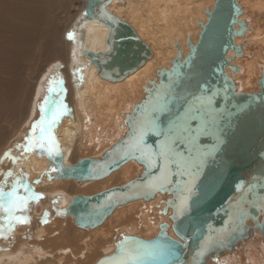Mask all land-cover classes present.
<instances>
[{
	"label": "water",
	"instance_id": "obj_1",
	"mask_svg": "<svg viewBox=\"0 0 264 264\" xmlns=\"http://www.w3.org/2000/svg\"><path fill=\"white\" fill-rule=\"evenodd\" d=\"M111 1L86 0L82 16L109 27V49L83 54L97 64L102 77L115 81L144 64L151 53L129 23L107 10ZM205 11L208 17L205 22H198L201 29L197 41L192 43L188 37V52L182 56L178 51L170 66L158 69L156 77L143 86V98L124 118L128 127L125 134L100 157H84L73 165H65V152L54 130L59 156L53 160L38 149L32 150L49 160L57 177L81 183L103 179L128 160L140 166L138 174L122 184L72 196L58 213L72 216L78 227L91 229L102 224L117 207L136 200L150 201L158 194L161 198L157 206L164 203L160 212L170 210L171 224L159 223L155 237L146 240L123 234L113 241L112 251L93 264L111 257L117 252V244L126 238L154 245L172 242L175 246L159 264H216L253 237L264 240V68L260 69L258 90L239 91L226 68L238 70V66L231 65L232 56L228 53H242L241 46L235 44V38L248 28L246 21L239 19L242 7L237 0H215L212 10ZM199 96H210L211 105L200 107L195 99ZM161 103L166 105L165 109L154 111ZM181 116L186 117L183 126L192 129L193 135L197 129L201 132L191 146L182 143L183 137L177 139V149L187 157L191 147L192 157L199 154L203 158L182 213L177 209L181 196L187 195L182 188L190 176L179 174L176 165H171L170 183L160 188L156 179L159 167L148 168L139 153L133 154L127 147L133 122L153 118L166 129L170 121ZM145 139L155 147L163 137L149 134ZM46 179L50 180L48 173ZM170 228L178 239L170 236ZM206 239L204 253L198 255Z\"/></svg>",
	"mask_w": 264,
	"mask_h": 264
},
{
	"label": "bare ground",
	"instance_id": "obj_2",
	"mask_svg": "<svg viewBox=\"0 0 264 264\" xmlns=\"http://www.w3.org/2000/svg\"><path fill=\"white\" fill-rule=\"evenodd\" d=\"M214 1L215 0H112L107 5V10L117 15L121 20L129 23L136 31L138 37L146 43L151 53V56L144 64L127 74L123 79L115 81L107 80L102 77L98 72L97 64L91 60L89 56L83 54L84 51L104 52L109 49V44L106 42L109 27L94 18L84 19L82 16L83 11L74 18L70 24H65L67 25L66 28L71 31L70 41L65 43V47L63 46V49L67 48V59L63 62V59L61 61L60 59L54 58L55 60L53 59L52 61L53 64H50L51 61L50 63L48 62L46 68L41 72L43 73V79L47 74L51 73L54 80L58 79L62 81V84L59 86L55 84L52 85V87L56 88V92L52 93L54 94L52 99L62 98L67 111L60 117L53 130L65 152L63 157V163L65 165H73L84 157H97V155H92L76 158L80 149H83L84 152L90 151L92 154H96L97 150L95 151V149L98 148L100 152L101 149L103 150V154L107 148L125 134L128 127L124 118L126 114L132 111L134 104L143 98L145 94L143 86L147 85L151 79L156 77V71L158 69L170 66L171 60L177 55L178 51L181 52L182 56L188 52V37H190L192 43L197 41L201 29L198 22H205L208 17L205 10H212ZM237 2L242 7V13L239 19H244L248 28L242 36H237L235 38V44L241 46L242 53L238 55H234L233 51L228 53V55L232 56L231 65L238 66V70L232 72L231 69L227 67L226 71L236 82L239 91L252 92L258 90L260 69L256 67V61L248 54L249 48L251 47L254 48V53H257L258 49H262V54L260 56L264 60V22L260 23L261 21L258 22L256 17H254V15H262V13H264V0H237ZM85 3L86 0H84V8ZM24 4L23 6H25ZM13 5H15V3H12V6ZM37 5L33 4L32 7H27L26 10H24L26 7L22 9L27 15L23 13L25 21L22 25L13 24L9 22L10 19L9 21H2L0 15V35L3 30L6 31V26L4 25H10L9 30L11 36H9V34L8 36L11 39V44H19L22 41L25 43H34L37 36L40 35L39 29L42 31L41 26H39L42 19L40 15V13H42V8ZM18 6L20 5L18 4ZM18 6L17 8H19ZM21 7L22 6H20V8ZM18 11L16 12L18 13ZM8 14H5V16ZM17 16L23 15L17 14ZM7 17H4V20ZM79 18H81L80 23H78ZM10 39H7L8 42ZM2 44L3 43H1V45ZM8 44L10 45V43ZM39 44L40 49L37 56L39 55L38 57L40 58V56H43L46 50L51 47H47L48 45L44 47L41 43ZM0 50L1 53H4V56L11 57L13 60L19 59L17 57L20 55L24 56L22 49L14 44L7 47H3L2 45ZM26 50L25 53L27 55ZM125 50H119V53L123 54ZM48 64L50 65L48 66ZM2 66V69H5L4 64ZM8 67L11 68V66ZM263 68L264 64L261 69ZM253 80H255L257 88L253 86ZM41 86H43L42 82H40L37 91L34 89L35 96H33V99L39 95ZM61 88L63 91H60ZM0 104H2V102H0ZM4 106L5 105H3V107ZM31 107L29 106L31 109L30 116L33 112V108ZM29 108H27V111ZM28 117L25 119L26 121L23 119L25 123ZM105 140L107 143H105ZM2 149L1 146L0 152ZM13 154H16V152ZM19 159L20 163L14 170L15 174L12 173V176L7 178V183L4 185L5 190H8L16 176L19 177L21 174H26L27 182L30 186H32V181L35 179V181L38 182V184H35L36 187L41 186L43 190L40 191L48 193L51 196H59L58 201L60 202L58 203L62 206L61 208L66 206L67 202L74 194H93L113 186H106L104 180L110 178L114 173H124L123 182L117 183L122 184L137 175L135 174L130 177L132 175L130 171L132 167L136 166L138 170H140V166L134 160H128L103 179L82 182L86 183L87 187L90 183L98 184L100 182H105L102 188L94 192L90 191L91 193H72L74 190L77 191L78 186L76 182L78 181L75 179L57 177L50 169L49 160L45 156L37 155L35 151H24ZM47 173L50 179L48 181L46 179ZM68 192H71V194L68 195ZM160 198L161 196L158 194L150 201L136 200L129 204L119 206L102 224L88 230L78 227L74 223L72 216L61 215L67 218L61 221L54 219L51 222L40 225L33 236L31 238L29 237L30 239L24 242L18 249H14L15 251H10L11 249H6L11 242V238L9 239L8 237L19 232L21 229V223L17 222L14 224L15 227H13L15 229L12 228L10 232H6L5 235H2L3 238H1L2 241H0V249L1 246H5V249L3 248L0 250V264H82L86 258L88 259L95 248L99 251L106 248V252H103L109 254L113 249V241H116V239L123 234H133L146 240L151 239L156 236L159 223L166 222L171 224L168 218L170 210L165 214L160 212V210L164 208V203L155 207ZM61 208H58V210ZM131 209L137 210V212L140 211L142 217L135 221H133L134 219L127 221L125 218L123 219V221L125 220L124 222L118 221L115 222L116 224L114 226H107L108 229L105 231V223L107 221L110 222L111 218H117L118 213L123 214L125 210L128 211ZM58 210L56 208L55 213L60 215ZM156 214L160 215L156 216ZM18 215L20 214L18 213ZM58 221L60 225L58 228H55L54 224ZM18 224L20 225L17 227ZM111 231H115L117 234L113 235L111 238L112 240L109 237V239L105 241L106 236H108ZM78 232H81L82 236L85 235V237L79 241L77 240L80 234H78ZM169 234L174 239H178L171 228L169 229ZM52 243L55 244L54 247H52ZM252 244L251 240L246 243V245L249 246H252ZM251 249L250 253L246 254L243 258H241L239 251H237L233 254H238L240 257H235L232 254L226 256L225 259L232 258L231 264H264V254H259L258 250L254 247ZM93 254H95V251ZM99 258L100 257H97L91 264L95 263Z\"/></svg>",
	"mask_w": 264,
	"mask_h": 264
},
{
	"label": "rangeland",
	"instance_id": "obj_3",
	"mask_svg": "<svg viewBox=\"0 0 264 264\" xmlns=\"http://www.w3.org/2000/svg\"><path fill=\"white\" fill-rule=\"evenodd\" d=\"M16 2L22 7L20 8V6H18V4ZM0 3H1L0 4L1 20L2 21H9V19H10L9 22L16 24V25H18V24L22 25L23 22L25 21V16L23 13H25L24 10H26L27 7H32L33 4H35V5L38 4L37 6L42 8L41 9L42 13H40V15L42 16V19L39 23V26H41L42 31H41V29H39L40 35L37 36L36 41H35L37 43H35V42L34 43L33 42L25 43L22 41L19 44H16V43L12 42L17 47H20V49H22V51L24 52V56L20 55L19 57H17L19 59H16V60H13L11 57H6V56H4L3 52H2L3 54L0 52L1 55L3 56L2 57L0 55L1 56L0 57V66H1L0 67V102H2V104H0V109L3 107V105H5L0 110V131L1 132L5 131L4 133L8 135L7 136L4 133L0 132L1 133L0 145L2 144L1 146L3 148L0 152V181H2V179L3 180L5 179L3 174L8 172L9 170L13 174H15L14 170L20 163L19 158L24 153V148L18 147V145H25L27 143L25 138L28 137L29 134L32 132V126H33L34 122L40 120V118H41L40 105L42 103H44L45 97H49L50 99H52L54 97V94L51 93L52 94L51 95L49 93V87H50L49 82L51 80H54V78L51 76V73H50V74H47L46 77L43 79V73H41V72L46 68V65L48 62L50 63V61H51L50 64H53L52 61L54 58L60 59L61 61L63 59V62L67 59V48L63 49V46L65 47V43L70 41L71 31H69V29L66 28V26L68 24H70L74 18H76L79 14L82 13L83 8H84V0H33V2H32V0H0ZM12 3L13 4L15 3V5L12 6ZM23 4L25 6H23ZM17 6L19 8H17ZM23 8H25V9L22 10ZM18 10H20V11H18ZM16 11H18V13ZM7 12L10 14H8ZM5 14H8L7 16H10V15L11 16L7 17V16H5ZM17 14L23 15V16H17ZM263 14L264 13H262V15L257 14L256 16L254 15V17H256V20L258 22L261 21L260 23H262V22H264L263 21L264 20ZM25 15H26V13H25ZM4 17H7V18H5V20H4ZM259 18H260V20H259ZM65 24H67V25H65ZM4 26H6L7 28L5 27L6 31H4L1 27L3 32L0 35V40H1V43H3L2 44L3 47H7V46H11L13 44H11V39L9 37V36H11V32L9 30L10 25H4ZM47 31H48V35H47ZM43 32H45V33H43ZM8 34H9V36H8ZM43 36H46V37H43ZM47 38H48V40H47ZM7 39H10L9 42ZM37 39H39L40 41ZM38 42L41 43V45H43L44 47H46L47 45H48L47 47H51L50 49H47L46 52L44 53V55L40 56V58L38 57L39 55L37 56V53L40 49L39 48L40 44ZM1 43H0V47L2 46ZM8 43H10V45ZM24 46H26V47H24ZM25 50L27 52V55L25 53ZM254 52H255L254 48L251 47V48H249V54L248 55L252 56V58L256 61V67L258 69H261L263 67V64H264V60L260 56L262 54V49H258L257 53H254ZM3 64H4L5 69H2ZM50 64H48V66ZM8 66H11V68ZM36 81H37V83H36ZM40 82L43 83V86H41V90L39 92V95H37V97H35L33 99V96H35L34 95L35 94L34 89H35V91H37ZM35 84H36V87H35ZM253 84H254L253 85L254 88H257V85H255V80H253ZM51 87H52V85H51ZM4 101H6L7 103ZM25 102H26V104H25ZM29 103H31V104H29ZM23 106H25V107H23ZM29 106L30 107L32 106L31 108H33V110H32L33 112H32L31 116H30V110L31 109L29 108ZM27 108H29L28 111H27ZM25 110H26V112H25ZM27 112H28L29 117L27 115ZM27 117H28V119H27V122L25 123L24 120ZM16 124H17V127H16ZM18 124H20V125H18ZM1 128H2V130H1ZM9 136H11V137H9ZM105 143H107L106 140H105ZM95 151H96V154H92L90 151L84 152L83 149H80L78 154L76 155V158L84 157V156H92V155L93 156L97 155V157H99V156H101L103 150L101 149V152H100L97 148V149H95ZM15 152H16V154H13ZM5 153H9L10 155L6 156ZM11 157H15V158L17 157V159H15V162L13 161V159H11ZM17 161H18V163H17ZM130 171L132 173V175L130 177H132L135 174H138L139 170L135 166V167H132V169H130ZM123 176H124V173H122V172L112 174L110 176V178H108L107 180H104L106 182V186L114 185V184L123 182V180H124ZM7 178H9V177H7ZM105 182H100L98 184L97 183L96 184L90 183V184H88L89 185L88 187H87L86 183L76 182L77 186H78V187L76 186L77 191L74 190V191H72V193H74V192L75 193H79V192L80 193H91L97 189L102 188V185L103 184L105 185ZM35 184H38V182L35 181V179H34L32 181L31 188H32L33 192L35 194H37V198L29 201L26 211L19 212L20 216L27 217V221L21 223V225L18 224L17 227L19 225L21 226L20 227L21 229L19 230V232L8 237L9 239L11 238L10 239L11 242H10L9 247L6 248L7 250L11 249L10 251H15L16 249H18V247H20L24 242H26L28 239H30L33 236V234L36 232L38 227H40V225H43L44 223L51 222L54 219L61 221V220L67 218L66 216H61V215H58L55 213L56 208L58 210V208L62 207V206H60V203H58V202H60V201H58L59 196H57V195L51 196L48 193L42 192L43 190L41 189V186L36 187ZM91 186H93V187H91ZM96 186H98L99 188ZM40 190H42V191H40ZM67 194L70 195L71 192H68ZM74 195H77V194H74ZM143 205H144V203H143ZM156 206L157 205H155V207ZM157 215H160V214H156V216ZM118 217H119V219H118ZM141 217H142V214L140 213V211L137 212V210H134V209H131L128 211L125 210L123 214L118 213L117 218H114V219L111 218L110 222L107 221L105 223L106 224V226H105L106 230L105 231H107V229H108L107 226H114L116 224L115 222L123 221V219H125V218L127 221H129L130 219H132V220L134 219L133 221H135L136 219L138 220ZM63 222H61V223H63ZM59 225H60L59 221L54 224L55 228H58ZM13 227H15V225ZM13 229H15V228H13ZM78 234H79L77 237L78 241L85 237V235L84 236L81 235L82 234L81 232H78ZM114 234H117V233L115 231H111L110 234L108 236H106L105 241H107L109 239V237L111 239ZM110 235H112V236H110ZM1 238H3L2 235H0V241H2ZM78 238H80V239H78ZM77 240H76V242H77ZM99 240H101V239H99ZM250 240L253 243L252 246L246 245V243H245L243 246H241L238 249L241 258H243L246 254L250 253V251L252 250L251 249L252 247L256 248L258 250L259 254H264V240L259 238V237H253ZM54 246H55V244L52 243V247H54ZM4 247L5 246H3V247L1 246L0 250H2ZM104 249L103 250L101 249V251H99V250H96V248H95V250H94L95 254H93L94 253V251H93L92 254L89 255V257H88L89 260L86 258L82 264H91L97 257H101L103 254H105L106 248H104ZM242 249H244V250H242ZM103 251H105V252H103ZM233 255L235 257L239 256L238 254H233ZM231 259L226 258L225 259L226 261H220L216 264H228V263L231 264L230 263L232 261Z\"/></svg>",
	"mask_w": 264,
	"mask_h": 264
},
{
	"label": "snow or ice",
	"instance_id": "obj_4",
	"mask_svg": "<svg viewBox=\"0 0 264 264\" xmlns=\"http://www.w3.org/2000/svg\"><path fill=\"white\" fill-rule=\"evenodd\" d=\"M49 93H55L56 88L51 87L62 84V81L55 79L51 80ZM60 91H63L61 88ZM200 107L211 105L212 98L210 96H199L195 98ZM166 105L158 104L154 111H163ZM67 111L61 99H50L45 97L44 103L40 105L41 118L34 122L32 132L26 137L24 151L30 152L33 149H38L41 154H46L49 158L55 159L60 155L58 141L56 140L53 129L60 117ZM186 117H178L174 121H170L166 129H162L157 121L153 118H146L132 124L131 138L128 142V150L135 154L139 153V158L145 163L148 168L159 167L160 174L156 179L159 182V187L163 188L165 184L170 183L169 177L172 174L171 165H176L179 174L190 176V180L182 188V192L187 195H182L178 212H183L186 209L188 196L191 194L192 185L199 174L202 167L203 158L198 154L197 157H192L191 147H189V155L185 157L182 151L176 147L177 139H182V143H187L189 146L195 142L196 136L201 132L200 129L193 130L184 127ZM149 134H155L157 137H163L158 140L155 147L146 142V137ZM9 156V153H5ZM15 162V157H11ZM59 171V169H53ZM5 179L0 181V235H5L10 232L15 223H23L27 221V217L18 215L19 212L27 210L29 201L36 199L35 194L27 182L26 174L16 177L8 190H5L4 185L7 183V177L12 176V172L3 174ZM155 187V185H153ZM207 239L201 244V251L198 255H203ZM175 245L169 242L165 245L149 244L139 240H125L117 244V252L111 257L100 261V264H159V261L165 255L170 254V250Z\"/></svg>",
	"mask_w": 264,
	"mask_h": 264
}]
</instances>
